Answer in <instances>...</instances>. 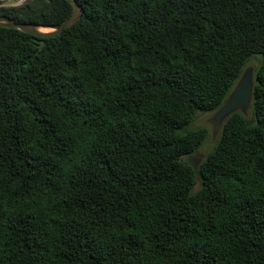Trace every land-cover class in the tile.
Segmentation results:
<instances>
[{
    "label": "trees",
    "instance_id": "obj_1",
    "mask_svg": "<svg viewBox=\"0 0 264 264\" xmlns=\"http://www.w3.org/2000/svg\"><path fill=\"white\" fill-rule=\"evenodd\" d=\"M76 1L55 37L0 26V264H264V0ZM247 67L250 109L195 167L188 126Z\"/></svg>",
    "mask_w": 264,
    "mask_h": 264
},
{
    "label": "water",
    "instance_id": "obj_2",
    "mask_svg": "<svg viewBox=\"0 0 264 264\" xmlns=\"http://www.w3.org/2000/svg\"><path fill=\"white\" fill-rule=\"evenodd\" d=\"M67 1L72 6L71 14L64 21L57 25L42 26L30 23H22L17 22L8 16L0 15V26L15 28L37 37H55L59 35L64 29L76 23L82 15V8L76 0ZM252 88L253 69L251 67H247L226 96L222 105L213 113V122L217 127H219L222 121L231 113L236 111L246 113L250 109L252 101Z\"/></svg>",
    "mask_w": 264,
    "mask_h": 264
},
{
    "label": "rangeland",
    "instance_id": "obj_3",
    "mask_svg": "<svg viewBox=\"0 0 264 264\" xmlns=\"http://www.w3.org/2000/svg\"><path fill=\"white\" fill-rule=\"evenodd\" d=\"M251 63L253 64V62ZM197 127L205 128L208 132V138L206 139L199 153L192 156V158L189 160L191 164L194 165L195 167L198 165L199 161L202 159L203 154L211 150V148L213 147V144L216 142V139L219 133V131L217 130L218 127L213 122V113L197 112L195 119L188 126V128L194 129Z\"/></svg>",
    "mask_w": 264,
    "mask_h": 264
},
{
    "label": "built area",
    "instance_id": "obj_4",
    "mask_svg": "<svg viewBox=\"0 0 264 264\" xmlns=\"http://www.w3.org/2000/svg\"><path fill=\"white\" fill-rule=\"evenodd\" d=\"M26 0H0V7L17 6Z\"/></svg>",
    "mask_w": 264,
    "mask_h": 264
}]
</instances>
